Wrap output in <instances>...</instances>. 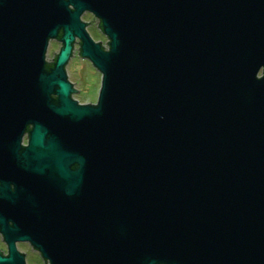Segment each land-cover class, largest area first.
I'll use <instances>...</instances> for the list:
<instances>
[{"label":"water","instance_id":"obj_1","mask_svg":"<svg viewBox=\"0 0 264 264\" xmlns=\"http://www.w3.org/2000/svg\"><path fill=\"white\" fill-rule=\"evenodd\" d=\"M0 232V264H264V0H0Z\"/></svg>","mask_w":264,"mask_h":264},{"label":"rangeland","instance_id":"obj_2","mask_svg":"<svg viewBox=\"0 0 264 264\" xmlns=\"http://www.w3.org/2000/svg\"><path fill=\"white\" fill-rule=\"evenodd\" d=\"M82 21L88 24L87 31L95 42L106 43L105 36L97 27L98 20L90 13H85L82 16ZM61 47L60 42L51 41L47 59L52 61L54 55L59 52ZM74 55L67 66L69 80L75 84L80 93L76 98L81 101H93L96 99L101 86V74L98 70L86 59L79 55L80 45L76 43Z\"/></svg>","mask_w":264,"mask_h":264},{"label":"flooded vegetation","instance_id":"obj_3","mask_svg":"<svg viewBox=\"0 0 264 264\" xmlns=\"http://www.w3.org/2000/svg\"><path fill=\"white\" fill-rule=\"evenodd\" d=\"M99 25V21H98ZM88 27V24H87ZM59 42V41H58ZM51 44V43H50ZM61 44V43H60ZM76 46V45H75ZM61 48V47H60ZM76 49V47H75ZM74 85L75 93L73 94V98L77 100L80 104H96L98 100L99 91L97 97L93 101H81L80 99L76 98V95L80 93V90H77V87ZM32 130V125L27 126V129L23 135L22 146L26 147L28 145L29 135ZM76 168V167H73ZM15 246L19 253L24 256L25 264H51L49 260H45L41 253L35 249L29 242H16ZM9 253L8 245L4 240L3 235L0 232V254L2 256H7Z\"/></svg>","mask_w":264,"mask_h":264},{"label":"trees","instance_id":"obj_4","mask_svg":"<svg viewBox=\"0 0 264 264\" xmlns=\"http://www.w3.org/2000/svg\"><path fill=\"white\" fill-rule=\"evenodd\" d=\"M48 66H49V67H51L52 65H51V64H49Z\"/></svg>","mask_w":264,"mask_h":264},{"label":"bare ground","instance_id":"obj_5","mask_svg":"<svg viewBox=\"0 0 264 264\" xmlns=\"http://www.w3.org/2000/svg\"><path fill=\"white\" fill-rule=\"evenodd\" d=\"M50 47V46H49Z\"/></svg>","mask_w":264,"mask_h":264}]
</instances>
